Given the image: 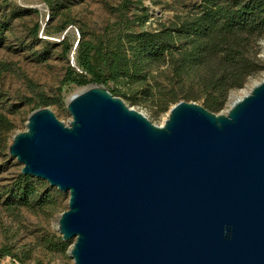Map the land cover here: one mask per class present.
Masks as SVG:
<instances>
[{"label": "water", "instance_id": "water-1", "mask_svg": "<svg viewBox=\"0 0 264 264\" xmlns=\"http://www.w3.org/2000/svg\"><path fill=\"white\" fill-rule=\"evenodd\" d=\"M67 110L35 109L8 149L69 193L58 231L75 264H264V77L219 113L180 100L163 125L104 84Z\"/></svg>", "mask_w": 264, "mask_h": 264}, {"label": "rangeland", "instance_id": "rangeland-1", "mask_svg": "<svg viewBox=\"0 0 264 264\" xmlns=\"http://www.w3.org/2000/svg\"><path fill=\"white\" fill-rule=\"evenodd\" d=\"M122 1L55 0L49 6L44 0H0V112L13 124L10 130L0 128V251L24 264H75L69 255L74 239L66 241L58 231V219L68 208L69 193L31 176L27 185L33 186V192L23 198L18 186L23 163L9 154L13 135L27 128L29 115L38 103L37 93L51 98L52 102L43 107L51 108L68 123L71 114L67 99L83 86L65 82V77L82 30L85 39L101 36L104 40L112 39L114 45L122 30H156L163 23L170 24L179 16L197 11L202 3V0H134L125 13L114 10ZM37 25L40 27L35 36ZM67 28L69 31L63 36ZM63 41L73 44L71 51H65ZM260 44V56L264 59V39ZM3 65L7 69L3 70ZM151 73L155 77H149L140 88L135 85L130 94L138 102L125 101L153 123L163 125L174 104L168 109L161 106L165 94L160 91L167 81L158 69L153 68ZM263 77L264 71L249 80L243 92ZM110 86L113 88L114 84ZM120 87L124 91L129 89L124 82ZM143 89L150 94L144 95ZM196 102L202 104L201 100Z\"/></svg>", "mask_w": 264, "mask_h": 264}, {"label": "trees", "instance_id": "trees-1", "mask_svg": "<svg viewBox=\"0 0 264 264\" xmlns=\"http://www.w3.org/2000/svg\"><path fill=\"white\" fill-rule=\"evenodd\" d=\"M52 6L55 0H44ZM134 0H123L114 10L125 13ZM39 25L34 29L38 36ZM78 66H71L65 82L79 86L104 84L116 96L138 102L131 96L158 69L167 84L160 93L165 97L161 106L168 109L180 100L202 101L207 109L219 113L228 103L231 91L243 88L253 77L264 71L260 56L264 39V0H202L197 11L179 16L156 30H122L117 41L97 36L85 39L81 31ZM65 51L73 44L63 41ZM78 67V68H77ZM7 69L3 65V70ZM149 71H148V70ZM127 83L124 91L120 85ZM113 88H110L111 84ZM149 95L148 89H143ZM35 109L49 105L52 99L38 92ZM34 109V110H35ZM0 128L12 129L13 124L0 112ZM29 175H20L21 196L32 193L27 185ZM0 251V255H4ZM37 264H42L41 262Z\"/></svg>", "mask_w": 264, "mask_h": 264}, {"label": "built area", "instance_id": "built-area-1", "mask_svg": "<svg viewBox=\"0 0 264 264\" xmlns=\"http://www.w3.org/2000/svg\"><path fill=\"white\" fill-rule=\"evenodd\" d=\"M0 264H24L17 257L12 255H0Z\"/></svg>", "mask_w": 264, "mask_h": 264}]
</instances>
